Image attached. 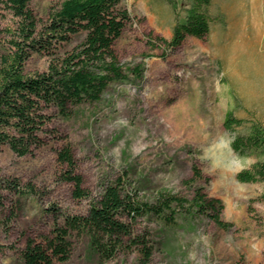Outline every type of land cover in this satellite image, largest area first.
<instances>
[{"label": "rangeland", "instance_id": "374dc122", "mask_svg": "<svg viewBox=\"0 0 264 264\" xmlns=\"http://www.w3.org/2000/svg\"><path fill=\"white\" fill-rule=\"evenodd\" d=\"M0 0V55L8 49L15 20ZM64 0H29L38 27ZM123 0L131 15L113 45L122 79L100 99L52 116L43 145L19 157L0 150V264H24L29 240L42 242L63 216L86 215L105 181L125 178L144 202L159 194L191 201L199 189L220 201V229L196 210H175L172 220L143 216L132 225L151 247H125L109 261L93 254L88 236H71L62 264H264V193L261 183H239L235 175L255 157L240 158L233 137L252 124L264 127V0H211L210 31L168 49L176 21L188 0ZM48 57L33 54L25 73L47 70ZM243 125L227 131L225 113ZM68 146L88 194L73 196L61 180L57 151ZM201 171L195 182L192 166ZM59 264V263H56Z\"/></svg>", "mask_w": 264, "mask_h": 264}, {"label": "trees", "instance_id": "16d2710c", "mask_svg": "<svg viewBox=\"0 0 264 264\" xmlns=\"http://www.w3.org/2000/svg\"><path fill=\"white\" fill-rule=\"evenodd\" d=\"M122 1L64 0L41 28L29 0L4 1L15 20V29L9 34L7 51L0 55V150L7 145L19 157L29 155L43 145L52 116L69 118L73 107L98 101L109 83L123 78L112 50L131 21ZM169 3L176 14V4ZM188 3L183 22L176 21L171 39L162 41L170 50L179 48L187 37L203 39L210 31L211 0ZM33 54L48 57V67L45 72L27 75L25 64ZM243 123L231 111L225 113L223 127L227 131ZM230 148L240 158H256L250 168L236 173V180L261 183L264 190V127L252 124L246 134L233 137ZM57 160L64 167L61 180L72 184L73 196L87 197L68 146L57 151ZM192 172L193 182L202 177L195 165ZM186 209L205 215L220 229L230 226L220 217V201L208 198L199 189L194 190L191 201L159 194L144 202L125 178L105 181L86 215H64L62 224H55L42 242H27L22 260L24 264L65 263L73 234L88 236L91 250L101 262L112 260L126 242L140 248L148 260L151 247L144 237L132 234V225L143 216L168 222L175 210Z\"/></svg>", "mask_w": 264, "mask_h": 264}]
</instances>
